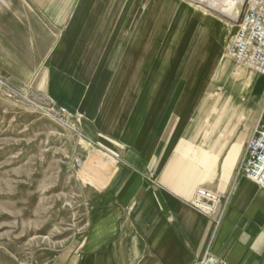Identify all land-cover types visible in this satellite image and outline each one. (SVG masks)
<instances>
[{
  "label": "crops",
  "instance_id": "0c3cea01",
  "mask_svg": "<svg viewBox=\"0 0 264 264\" xmlns=\"http://www.w3.org/2000/svg\"><path fill=\"white\" fill-rule=\"evenodd\" d=\"M55 1L27 0L45 30L53 14L64 20V38L32 84L80 115L82 135L104 142L120 163L114 171L115 158L94 155L100 188L114 172L77 246L51 264H196L206 252L217 264H264L263 188L237 173L229 189L216 187L211 214L192 204L206 171L184 150L196 138L198 93V23L184 35L190 9L177 4L165 19L159 0ZM222 81L225 92H242L240 80Z\"/></svg>",
  "mask_w": 264,
  "mask_h": 264
},
{
  "label": "rangeland",
  "instance_id": "374dc122",
  "mask_svg": "<svg viewBox=\"0 0 264 264\" xmlns=\"http://www.w3.org/2000/svg\"><path fill=\"white\" fill-rule=\"evenodd\" d=\"M132 1L142 5L149 0ZM159 1L168 11L165 19L179 2L190 9V27L184 35L189 36V28L194 22L201 24L193 36L195 52L199 51L205 37H210L209 53L203 67L208 72L205 81L201 80L204 77L198 79L207 98L220 89L218 78L227 62L229 69L238 68L245 75L249 74L227 54L228 43L235 31L230 23L219 24L218 19L195 8L190 0ZM222 1L230 5L237 2ZM52 5L72 6L75 0H56ZM52 16V28L45 30L27 0H0V264H51L56 257L73 250L87 230L90 214L99 203L106 182L120 163L104 142L90 141L82 135L80 119L59 116L55 112L58 106L32 84L46 53L64 38L60 35L64 20L59 14ZM221 17L232 22L227 16ZM209 23L210 27L203 26ZM222 27L231 37L224 45L217 43ZM219 60L221 63L218 64ZM253 76V81L243 92H233L235 104L254 109L251 121V109L246 108L239 123L248 121L252 129L264 104V76L254 73ZM235 79L242 84L241 79ZM220 85L225 86V81ZM204 105L201 98L195 100V119ZM49 107L53 108L52 112L48 111ZM204 127L196 130V138L189 150L198 162H201V149L208 145L202 137ZM235 134L236 131L228 135L215 159L214 173L203 182L201 189L220 195L216 187L229 189L232 180L237 179L238 160L244 153L248 133L243 137L229 179L226 182L219 178L224 158L221 162L220 159L224 151L226 155ZM101 152L116 159L114 171L103 188L99 187L97 167L91 164L94 155ZM197 199L208 208V213L216 202V199L210 201L195 195L194 200Z\"/></svg>",
  "mask_w": 264,
  "mask_h": 264
},
{
  "label": "bare ground",
  "instance_id": "6f19581e",
  "mask_svg": "<svg viewBox=\"0 0 264 264\" xmlns=\"http://www.w3.org/2000/svg\"><path fill=\"white\" fill-rule=\"evenodd\" d=\"M190 1H191L190 3H192V5L198 10L207 12L212 16V18L218 19L219 24L220 22L224 24L230 23L232 28H236L237 20L239 19L246 2V0H237L236 3L230 5L224 3L223 1L221 2V0H190ZM179 4L181 5V7H183L181 3ZM221 15L229 17L232 20V22H228L224 20L221 17ZM198 26L199 24L195 25V27L193 28L194 30L192 32V37H191L192 39ZM226 31L227 30H225V27H222V29L219 32L220 34L218 35L219 40L217 41V43H221L224 45L230 41L231 37L228 35ZM209 46H210V37L206 36L197 54L198 79L204 77V79H201L204 81L206 79V73L208 72V70L204 69L205 68L204 63L209 53ZM227 54L229 57H231L229 53V45L227 48ZM219 63H221V60H219L218 64ZM229 68H230L229 62H227L223 66L222 72L219 75L218 83H220L227 75L235 78H239L242 80L241 90L243 92L245 86L249 82H252L254 77L253 72L247 70L249 74L245 75L244 72L240 69L238 70V68L236 69L234 68L229 69ZM208 75L210 76V73ZM199 81L200 80L197 81V84ZM201 84L202 83L200 82L197 85L198 93L196 94V100L201 98V100H204L205 105L204 108L200 110V114L196 117L195 134L197 133L196 130L204 125L205 127L202 137L205 138L204 142L208 143V145L206 148L201 149V159H200L201 162L199 163L204 167L206 171V176L204 181L212 177L216 164L215 159L222 151L221 147L225 143L228 135L236 131L235 138L228 147L227 153L221 165V174L219 178L227 182L234 168V165L238 160L239 151L242 146V141L244 140L243 137L248 133L249 134L248 140H249L251 138L250 136H252L251 134H253V130L255 126L252 129L248 121L247 122L243 121L241 124H239L241 122L240 120L242 119V115L246 107L241 104H235L233 95L225 92L220 88L219 90L209 95L207 98L205 93H203L204 91H202L203 89ZM209 84H211V82H209ZM198 96L200 97L197 98ZM199 105H200V101H199ZM262 107L263 105L261 106L257 118L254 122L255 125L257 124V121L261 115ZM52 110L53 108L50 107L48 108V111L52 112ZM250 112L251 114L249 120L251 121V118L253 117L254 114V109H251ZM191 138L188 140V142L184 147V150L186 152H188L190 148L193 146L192 145L193 140ZM240 158L238 160V163L240 162ZM177 176L179 175L177 174ZM177 176L175 178H177ZM195 201L197 203H200V205L204 206V204H202L200 200L197 199ZM206 209L208 208H205V210Z\"/></svg>",
  "mask_w": 264,
  "mask_h": 264
},
{
  "label": "built area",
  "instance_id": "2783aa9c",
  "mask_svg": "<svg viewBox=\"0 0 264 264\" xmlns=\"http://www.w3.org/2000/svg\"><path fill=\"white\" fill-rule=\"evenodd\" d=\"M229 53L237 65L258 76H264V0H246L229 45ZM55 112L66 119L81 118L63 106H58ZM237 173L264 189V104L253 134L246 143ZM195 195H201L210 201L216 199L215 204L220 199V195L215 192L201 188L196 190ZM192 204L211 214L194 197ZM219 221L220 217L214 219L216 225ZM196 264H217V261L206 252Z\"/></svg>",
  "mask_w": 264,
  "mask_h": 264
},
{
  "label": "water",
  "instance_id": "95a60500",
  "mask_svg": "<svg viewBox=\"0 0 264 264\" xmlns=\"http://www.w3.org/2000/svg\"><path fill=\"white\" fill-rule=\"evenodd\" d=\"M238 21V20H237Z\"/></svg>",
  "mask_w": 264,
  "mask_h": 264
}]
</instances>
